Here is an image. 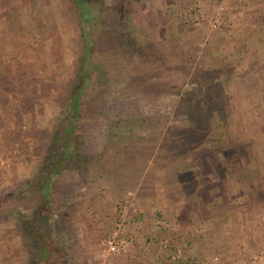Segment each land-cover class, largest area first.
I'll return each mask as SVG.
<instances>
[{
  "label": "rangeland",
  "instance_id": "1",
  "mask_svg": "<svg viewBox=\"0 0 264 264\" xmlns=\"http://www.w3.org/2000/svg\"><path fill=\"white\" fill-rule=\"evenodd\" d=\"M32 1L0 0V264L35 262L19 221L29 205L16 195L28 193L72 89L79 52L73 0ZM131 2L132 27L148 61L136 64L135 83L123 74L103 88L90 87L84 103L92 118L83 121L82 145L88 157L80 172L65 169L58 202L66 221L49 231L74 264L133 261L127 250L102 254L131 189L137 213L126 234L130 226L142 239L132 248L147 261L153 254L152 264H179L170 260L175 250L167 231L156 239L169 238L168 246L145 237L151 222L140 221L146 217L139 216L135 191L140 178L166 184L179 175L186 190V249L182 242L174 248L186 264H264V0H249L246 12L247 0ZM217 3L224 10L213 27ZM151 81L161 85L158 91L180 93L141 94L142 83ZM185 91L199 93L202 113L197 103L186 104ZM199 91H209L213 104ZM188 128L197 142L186 150Z\"/></svg>",
  "mask_w": 264,
  "mask_h": 264
},
{
  "label": "trees",
  "instance_id": "2",
  "mask_svg": "<svg viewBox=\"0 0 264 264\" xmlns=\"http://www.w3.org/2000/svg\"><path fill=\"white\" fill-rule=\"evenodd\" d=\"M32 2L37 4L36 0ZM73 2L78 11L80 39L76 65L70 74L72 89L61 104L49 144L34 174L27 182L29 186L25 191L28 193L16 195L18 203L29 205L19 221L25 227V235L30 240V250L37 252L34 264H57V262L74 264V260L57 244L49 230L52 227L55 230L61 229L66 221L65 213L60 209L62 204L58 202L62 199L64 191L61 179L65 169L73 167L80 172L81 164L88 157L82 151L83 121L92 116L85 110V96H90L94 91L92 89L103 88L110 80L123 74H128V83H135L137 73L134 74L133 71L136 64L148 61L150 55L147 47L138 40L132 27L131 0L113 3H107V0H73ZM133 53H138L141 60L131 59ZM126 69L130 72L128 73ZM156 82L158 81L142 83L139 87L140 93L149 96L163 92L180 93L179 88L175 90L173 87L158 91L161 85ZM92 85L94 87L91 89ZM189 93L186 92V104L197 103L198 111L202 113L205 106L198 105L200 101L194 97L199 93L195 95ZM191 94L192 97L188 101ZM201 94L204 95L205 104H213V96L209 91H202ZM195 135L192 129H187L186 150L197 142ZM234 155L237 158L236 154ZM227 161L226 159V163ZM49 215L53 217L52 221Z\"/></svg>",
  "mask_w": 264,
  "mask_h": 264
},
{
  "label": "crops",
  "instance_id": "3",
  "mask_svg": "<svg viewBox=\"0 0 264 264\" xmlns=\"http://www.w3.org/2000/svg\"><path fill=\"white\" fill-rule=\"evenodd\" d=\"M247 4H249V0L245 3L244 12L248 11ZM189 19L191 21L193 17L189 16L187 21H189ZM157 173H159V171ZM170 178L172 181L166 184L157 182L159 179L158 177L156 179L148 177L140 178L138 184L135 186V191L137 192L140 202L138 209L139 216L146 217L140 219V221L144 222L143 226L147 224V222H151L149 227L145 226L144 230L145 233H147V235L145 234V237H149V240L156 239L168 232L167 235L173 243V250L179 242H182L186 249V190L184 191L182 188H179V186L183 184L184 178L179 175H172ZM136 213L137 212L131 214V216L135 218V221ZM131 223L132 222H130V224ZM173 228H177V230L174 232L172 230ZM128 236L131 238V247H127V252L135 257L134 260L129 263L124 261V263L119 264H152L150 260L152 259L153 254L147 255V261L144 258L146 255L140 256V249L132 248L134 247L133 242H136V237H138L140 241L142 240L138 230L136 231L129 226ZM111 264L116 263L114 262Z\"/></svg>",
  "mask_w": 264,
  "mask_h": 264
},
{
  "label": "built area",
  "instance_id": "4",
  "mask_svg": "<svg viewBox=\"0 0 264 264\" xmlns=\"http://www.w3.org/2000/svg\"><path fill=\"white\" fill-rule=\"evenodd\" d=\"M238 2L242 0H236ZM224 10V5L222 3L216 4L215 15L211 18L210 24L213 27H217L220 21V15ZM136 193L133 190H127L123 195L122 202L119 206L118 218L115 221L112 230L107 235L104 240V247L102 249L103 255H109L113 253H119L121 251L127 250L128 244L130 242V236L126 234L128 225L134 220L131 216V211H137V198ZM149 242H153L157 247L168 246L170 241L169 238L152 239ZM170 256L172 262H178L179 264H186V256L181 255V249L179 247L174 249Z\"/></svg>",
  "mask_w": 264,
  "mask_h": 264
}]
</instances>
